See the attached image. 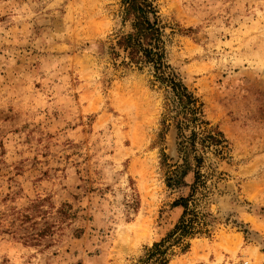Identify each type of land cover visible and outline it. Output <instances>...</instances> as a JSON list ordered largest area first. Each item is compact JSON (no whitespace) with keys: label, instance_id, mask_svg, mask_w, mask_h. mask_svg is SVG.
Listing matches in <instances>:
<instances>
[{"label":"rangeland","instance_id":"rangeland-1","mask_svg":"<svg viewBox=\"0 0 264 264\" xmlns=\"http://www.w3.org/2000/svg\"><path fill=\"white\" fill-rule=\"evenodd\" d=\"M149 1L168 72L222 141L199 151L205 232L167 264H264V0ZM122 8L0 0V264H136L178 223L176 105L115 47Z\"/></svg>","mask_w":264,"mask_h":264},{"label":"trees","instance_id":"trees-1","mask_svg":"<svg viewBox=\"0 0 264 264\" xmlns=\"http://www.w3.org/2000/svg\"><path fill=\"white\" fill-rule=\"evenodd\" d=\"M121 18L123 22L130 23V30L118 37L115 47L125 53L126 65L149 66L155 80L160 84H166V87L170 89L177 110V118H173L172 121L177 136L181 137V140L177 143V150L183 154L182 169L191 170L193 175V181L188 186V194L172 204V207H179L182 210L178 223L175 224L165 238L146 249L145 255L136 263L167 264L170 257L167 255L172 247L180 245L186 248L183 244L186 238H192L205 232L204 222L201 224V221H204L201 220L204 219V215H200L199 218L190 205L194 204V196L203 187L202 176L199 172L203 159L199 151H203L210 146L216 149L217 147L220 148L222 141L218 136L221 137V134L219 132L212 134L206 130L207 122L200 118L202 114L196 98L176 81L174 74L168 72V66L164 62L167 24L163 22L153 3L149 0H123ZM161 124L164 129H167L165 119ZM203 125H205L204 128ZM195 129L200 130V132L197 133ZM188 130V135H184ZM189 156L193 161L192 169L187 162ZM173 172L176 174L173 177L169 172V176L167 173L166 183L168 187L181 184L182 171L177 168Z\"/></svg>","mask_w":264,"mask_h":264},{"label":"bare ground","instance_id":"bare-ground-1","mask_svg":"<svg viewBox=\"0 0 264 264\" xmlns=\"http://www.w3.org/2000/svg\"><path fill=\"white\" fill-rule=\"evenodd\" d=\"M256 260H257V257H256ZM258 261V260H257ZM259 263V262H258ZM254 264H257V262L255 261Z\"/></svg>","mask_w":264,"mask_h":264},{"label":"built area","instance_id":"built-area-1","mask_svg":"<svg viewBox=\"0 0 264 264\" xmlns=\"http://www.w3.org/2000/svg\"><path fill=\"white\" fill-rule=\"evenodd\" d=\"M246 264V263H245Z\"/></svg>","mask_w":264,"mask_h":264}]
</instances>
